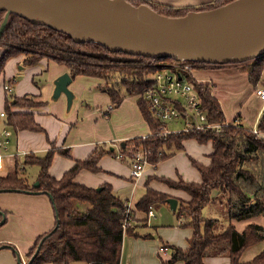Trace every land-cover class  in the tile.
Returning a JSON list of instances; mask_svg holds the SVG:
<instances>
[{
  "label": "trees",
  "instance_id": "16d2710c",
  "mask_svg": "<svg viewBox=\"0 0 264 264\" xmlns=\"http://www.w3.org/2000/svg\"><path fill=\"white\" fill-rule=\"evenodd\" d=\"M129 1L136 6L147 3L166 16H183L190 10H210L233 0H213L197 7H172L145 0ZM3 14L1 11L0 20ZM18 55L23 56L24 65H34L42 58H49L64 64L72 78L86 76L105 80L102 89L110 97V109L122 102L124 98L121 94L122 89L126 95H136L138 109L153 136L136 137L121 142L119 151L124 154L125 159L130 158L129 151L136 149L149 151L148 163L155 168L159 162L169 157L167 150L171 147L178 151L182 150L183 143L187 140H194L202 145L211 144L212 152L206 156L207 164L188 158L198 173L199 182H186L178 175L176 180L163 176L158 180L167 188L182 191L187 195L186 200L178 199L173 213L177 218L181 216L188 218L183 225L192 229L186 248L163 245L164 249L170 248V254L168 259H160L159 264H175L178 261L184 264H205L203 259L206 256L227 257L229 264H264V250L249 262L240 261V256L246 248L264 239L262 226L250 223L242 232H238L230 222L221 232H217V220L201 216L203 207L212 200V191H216L218 196L224 198L230 220H246L260 214L264 216V138L256 137L251 132L252 128L235 122L228 123L219 131L159 135L161 124L152 118L141 94L151 85L148 76L175 60L131 56L121 52H110L93 43H75L65 34L11 15L9 26L0 40V76L3 74L6 61ZM126 57L133 60L116 63V58ZM115 71L124 72L122 74L124 77H116V84L110 81ZM244 72L247 73L249 82L256 88L262 81L264 56L246 63ZM3 83L5 84V81ZM4 91L2 110L4 125L14 133L44 132L34 113L29 111L32 109L33 95L14 96ZM210 92L208 86H198L200 101L208 121L225 122L220 105ZM7 97H10V100ZM256 128L264 133V112ZM48 142L50 147L43 156L29 152L23 155L21 161L19 157H15L13 171L0 175V191L18 190L19 193L34 191L36 194L50 195L53 215L54 209L58 214L57 226L54 215L53 227L34 240L24 259L28 262L32 258L42 240L39 251L30 264L72 262L120 264L124 236H141L134 233L132 228L122 230L121 222L124 215L122 201L115 196L110 185L103 184L91 188L75 181L77 174L82 170L90 173L101 172L98 166L100 158L105 154L113 155V149L108 150L105 144H98L86 158L80 160L72 159L68 148H57L49 140ZM128 146L130 148H127ZM56 153L72 159L71 167L59 178L51 176L48 172ZM33 165L39 168L35 180L38 183L37 187H33L24 175L25 169ZM149 177L145 182V194L135 204L134 212L147 213L151 206L168 205L167 199L172 198L151 188V181L157 178ZM2 212L6 215L5 211Z\"/></svg>",
  "mask_w": 264,
  "mask_h": 264
},
{
  "label": "rangeland",
  "instance_id": "374dc122",
  "mask_svg": "<svg viewBox=\"0 0 264 264\" xmlns=\"http://www.w3.org/2000/svg\"><path fill=\"white\" fill-rule=\"evenodd\" d=\"M120 60H122V58H116L117 62H115L117 64L127 62V60H125L124 62ZM235 66L241 72H244L246 63L238 64ZM64 69L66 70V66L64 64L58 63L54 59L49 58H42L38 61V63L30 66L24 65L22 55H18L16 57L8 59L4 65L3 74L0 76V110H3L4 108L3 100L5 99V91L2 87L3 81L5 80L6 83V80L11 79L13 80L10 92L12 95H33V98L31 97L33 103L32 109L29 110L30 112L34 113L35 115L37 112H41L42 110H44V107L47 106L48 113L54 115L55 118L58 119V122H54L51 124L50 122L53 121V119L48 117L49 119H51V121L46 122V125L44 126L40 125L45 129L46 134L49 138H51V140L52 137L50 133H57L58 130L61 132V129H65L66 127L64 137L66 146L69 147L72 159L76 157H80L82 159L86 158L91 152V150H89L91 148V145L93 146V144H95L97 141H105L104 143L96 144H105V147L108 150L113 149V155L105 154L100 158L99 165L104 170V172L98 175L104 177L110 175V172H112L114 175H116L114 178H112L114 179L113 191L115 195L119 197L122 202L127 199L126 201L131 203L133 198L137 201V197L141 192V187L143 186L144 179L138 181L132 179L130 180L127 176V173H129V168L131 166V162L129 161V159L126 158L120 160L118 158H115V155H117L120 150L119 144L121 141H123L121 140L123 139L121 138V136L131 132L134 110L138 112V109L135 108L138 100L137 96L126 95L125 90L122 89L121 94L124 95L123 103H120L119 106L110 109V97L107 92L102 89L105 86L106 81L96 77L77 76L72 79V82L69 85V89L73 92L75 97L69 112H66L65 96L61 95L57 101L50 100V96L53 91V80L63 72H68V70L64 71ZM122 74H124V72L121 73L120 71H115L114 73H112V80L110 79L111 83L116 84V77H122ZM101 84H103V86ZM7 98L8 100H10V97ZM233 101H231L230 103L232 110L234 109ZM246 101L247 100H245V97L244 99L237 101V109L234 112L229 113V116H226V118H231L232 115L237 116V114L240 113V117H238L239 121L245 127L251 128L253 122L255 121V123H257L260 116L262 115L264 106L262 108L263 110L259 113L260 109L258 108H261V104L257 100L252 101L248 106ZM42 102H45V104H42ZM1 103L3 105H1ZM252 119L253 122H251ZM104 123H106L108 126H111V135L107 132ZM167 127L170 130H178L179 128H181V124L167 123ZM2 128L8 129L11 133L10 141L7 146L8 152L13 154L17 153V155H15L16 157H19V161H21L23 153L21 150H19L18 152L16 151L15 133L9 127L5 126L4 119L0 118V130ZM76 132L81 134L76 140V145L72 146L69 142L72 141V137ZM35 135L41 136L43 138V140H41L40 138L35 137V142H37L38 144H40L41 141H47L46 136L42 134V132H35ZM55 137L56 139H59V136ZM51 143L56 147L55 142ZM183 145L184 149L179 151L174 147H171L169 150H167L169 157L159 162L155 168L149 163L145 165L144 173L148 175L155 173L149 178H157V180H152L151 183H159L158 180H160L162 176L169 179H175L177 175H181L183 180L187 182H196L197 180L199 181L198 174L196 170L191 166L188 158L191 157L202 164H207L208 160L206 158V155L209 154L211 146L209 144H198L194 140L186 141ZM127 148H130V146H128ZM135 151H129L128 153L131 156ZM36 154L38 156H41L43 155V152L38 151L36 152ZM15 155L13 156L14 159ZM72 159L58 155L56 153L50 166L51 169L49 168L48 170L49 173L50 171H52L54 174L58 175V177L52 175L53 177H61V175L71 167ZM38 172L39 168L36 165L27 167L25 169L24 175L26 176L30 184H33L35 182ZM89 174L90 176L95 175L94 173ZM137 184L139 185L137 188H135ZM158 190L165 192L166 187L163 185H159ZM169 196L173 197L171 195ZM48 206L50 212H52V216H54L53 209L51 208V203H48ZM151 207L155 215L149 218H147L146 213H143L141 211L134 212L133 210V222L130 228H132V231L134 233L141 236L137 238V240H141V243H143V245L137 249L139 252L137 257H135L134 255L135 252H133V255L130 257L131 262L133 259V263L137 262L136 259L138 258L140 262L149 264L152 257H156V255L153 254L154 249L156 247H164L163 243L166 244V242L168 243V245L185 248L187 245V238L191 234L192 229L188 226L183 225L189 220L188 218H186L185 216H181L182 218H184V223L179 224L180 217L177 218L168 205L161 204L153 205ZM201 216L205 219H216L217 232H221L230 222L235 223L244 221L229 219L228 210L224 205V198L218 196L216 191H212V200L203 207ZM32 221L34 220H30V218L28 220L27 218H25L24 223L32 230L34 228H38L37 222L35 223ZM155 235L156 237H154ZM126 236L124 237V240L122 242V255H124L125 259H129L128 252H130L131 249H129L128 247V240L131 239H126ZM19 250L20 249H18L17 251L20 255ZM165 250L169 255L170 248L166 247ZM160 253L162 254V252ZM20 258L22 261L25 260L23 259L22 255H20ZM69 264L81 263L72 262Z\"/></svg>",
  "mask_w": 264,
  "mask_h": 264
},
{
  "label": "water",
  "instance_id": "95a60500",
  "mask_svg": "<svg viewBox=\"0 0 264 264\" xmlns=\"http://www.w3.org/2000/svg\"><path fill=\"white\" fill-rule=\"evenodd\" d=\"M1 11L0 40L10 16L15 15L65 34L75 43H93L131 56L217 66L248 63L264 56V0H233L210 10H190L183 16H166L147 3L136 6L129 0H0ZM209 73L215 72L205 71ZM72 79L68 72L57 76L50 96L51 101L65 96L66 112L75 97L69 89ZM32 185L37 187L38 183ZM47 197L52 202L51 196ZM167 203L176 210L175 198H168ZM54 212L57 226L56 209ZM0 217L2 226L6 216L1 209ZM41 243L26 264L37 255ZM5 248L14 253L17 264H22L14 246L0 245V249Z\"/></svg>",
  "mask_w": 264,
  "mask_h": 264
},
{
  "label": "crops",
  "instance_id": "0c3cea01",
  "mask_svg": "<svg viewBox=\"0 0 264 264\" xmlns=\"http://www.w3.org/2000/svg\"><path fill=\"white\" fill-rule=\"evenodd\" d=\"M145 1L150 2V3H159V4L168 5V6H172V7H186V6L197 7V6H200L202 4L211 3L213 0H145ZM66 70L64 69V71H66ZM208 70H213L215 72V73H209L206 76L213 80L212 81L213 82V88L211 90V96L214 97L218 101L226 122L232 123L235 121V119L237 117H240V113H238L237 116L232 115L233 117L231 116V118H229V117H228V119L226 118V116H229V113H232L237 109V101L244 99V97H245V100H247L246 101L247 106L250 105V103L252 101L257 100L261 104V108L260 107L258 108V109H260L259 113L263 110L262 108L264 106V101H262L260 98H258L255 95V93H254L255 87L249 82L248 77H247V73L241 72L238 68H236L235 65H225V66L213 67V68L208 69ZM79 77H81V76H79ZM84 77H86V76H84ZM8 80H10V79H8ZM101 85L103 86V84H101ZM3 86H4V83L2 84V87ZM259 86H264V73L262 75V81L260 84H258L257 87H259ZM43 101H45V100H43ZM231 101H233V106H234L233 110H232L231 104H230ZM3 103H4V100H3ZM109 103H110V100H109ZM121 103H123V100ZM1 105H3V104L1 103ZM110 105H111V103H110ZM135 108L138 109L137 104H136ZM1 111L2 110H0V112ZM48 117L53 119V121H51V119H49ZM35 118H36V121L39 123V125H43V126L46 125V122H48V121H51L50 122L51 124L54 122H58V119H56L54 115L48 113L47 106L44 107V110H42L41 112H37L35 114ZM251 122H253V119ZM256 124L257 123H255V121H254L253 124L251 125V128H254L256 126ZM104 126H105L107 132L111 135L112 134V131L110 129L111 126H108L106 123H104ZM65 129H66V127H65ZM65 129H61V132L58 130L57 133H53V134L50 133L52 140H51V138L48 137V135L46 134V131L44 129V132H42V134H44L46 136L47 141H45V142L41 141L40 144L35 142V137L40 138L41 140H43V138L41 136L35 135L34 132L22 131V132L15 133L16 151L18 152L19 150H21L23 155L26 153H29V152L36 154V152L41 151V152H43V155H44L45 152L47 151V149L50 147L48 139L50 142H55V145L57 148H68L69 149V147L66 146V141H65V137H64L65 136L64 135ZM80 134L81 133H78V132H76L74 134V136L72 137V141L69 142L70 145H72V146L76 145L75 144L76 140ZM148 134H149V128H148L146 121L143 119L139 109H138V112H136V110H134L133 122L131 124V132L121 136V138H123L121 140L125 141V140H129L131 138L143 137V136H146ZM55 136H59V139H56ZM9 140H10V138H9ZM123 141H121V142H123ZM187 141H189V140H187ZM104 142L97 141L96 143H104ZM96 143L93 144V146L91 145V148L89 150L92 151L94 146L98 145ZM208 144L211 146L210 143H208ZM211 152H212V147L210 148L209 154ZM2 153H3V160H2L1 165H0V175H5L14 169L15 160H14L13 156L15 154L17 155V153H15V154L10 153V152H8V149H7V151L2 152ZM16 155H15V157H16ZM43 155H41V156H43ZM74 159H80L81 160L82 158L76 157ZM99 163H100V160L98 162V166L102 170L101 172L94 173L95 175L90 176V174H89L90 172H88L86 170H82L77 174L75 181L79 184H82V185H85V186L91 187V188H97L103 184H108L111 186V188L113 190V184H114L113 180L114 179H112V178H114L116 175H114L112 172H110V175H107L104 177L99 176L98 174H102V172H104V170L101 168ZM49 174L51 176L55 175V177L56 176L58 177V175L54 174L52 171H50ZM153 174H155V173H153ZM153 174L148 175L146 173H143V175L138 179V180H142V179H144V180H143V186L141 187V192L137 197V201L145 194V182H146L147 178ZM156 175H159V174H156ZM127 176L129 178V173H127ZM178 176H180L182 178L181 175H178ZM176 179H177V177L173 180H176ZM196 182H199V181L197 180ZM138 185L139 184H137L135 186V188H137ZM159 185H163V184L155 183V182L150 183V187L157 190V191H159L158 190ZM163 186H165V185H163ZM161 192H163V191H161ZM113 193H114V191H113ZM164 193L173 196L172 198H175L177 200V203H178V199H180V200H186L187 199V195L185 193H183L182 191H179V190H173V189H169L166 187V190ZM117 198L119 199V197H117ZM126 200L127 199H125V201ZM120 201H122V200H120ZM135 201H136V199L134 200V198H133L131 203H130L133 210L135 208V204L137 203V201L136 202ZM48 203L50 204L48 197L46 195H42V194L1 192L0 193V209L2 211L6 212V215H5L6 219H5L4 224L2 226H0V245L9 244V245L14 246L16 248V250L20 249L19 250L20 255H22L23 259H24L25 253L31 247L34 240L38 236H40L41 234L48 232L54 225V216H52V212H50ZM25 218H27L28 220L30 218V220H34L32 222H35V223L37 222L38 228H36V229L34 228L32 230L29 226H27L24 223ZM250 223H255L257 225H260L264 229V216H261V215L253 216V217L249 218L248 220L235 222L233 225L238 232H242L243 229L246 227V225H248ZM17 228H19V229H17ZM191 235H192V230H191L190 236L187 238V242H188V239L191 237ZM154 237H156V235ZM137 238H139V237H135L132 235L126 236V239H131V240H128V243H129L128 247H129V249H131V251L128 252L129 259H125L124 255H122V253H121L120 264H146L144 262H140L138 260V258L136 259L137 262H135V263H133V259H132V262L130 260V257L133 255V252H135V254H134L135 257H137V255L139 254L137 249L143 245V243H141V240H137ZM16 240H18V241H16ZM123 240H124V238H123ZM166 244H168V243L166 242ZM163 245H164V243H163ZM186 247H187V245H186ZM262 250H264V239L262 241L256 243V244L251 245L248 248H246L240 256V261L242 263L249 262L255 256H257ZM160 252H162V254ZM124 254H125V247H124ZM153 254H155L156 257H152L149 264H159L160 259L166 260L169 258L167 251L163 247H158V248L156 247L154 249ZM203 261L205 264H229V259L227 257H224V256H206V257H204ZM0 264H17L15 255L10 249H7V248L0 249ZM175 264H184V262L178 261Z\"/></svg>",
  "mask_w": 264,
  "mask_h": 264
},
{
  "label": "built area",
  "instance_id": "2783aa9c",
  "mask_svg": "<svg viewBox=\"0 0 264 264\" xmlns=\"http://www.w3.org/2000/svg\"><path fill=\"white\" fill-rule=\"evenodd\" d=\"M217 65L204 63H194L189 61H174L168 63L148 76L151 85L144 89L141 98L147 105L153 119L161 124L159 135L166 136L169 134L204 132L207 130L219 131L228 122L210 123L207 114L202 107L198 86L206 85L210 91L213 88V80L206 76L205 71ZM13 80H8L3 89L11 92V84ZM211 93V92H210ZM255 95L264 101V86L254 89ZM4 117V113L0 112V118ZM240 123L239 119L234 121ZM167 123L181 124L178 130H170ZM251 132L258 138H264L256 126ZM10 131L6 128L0 130V165L3 160V153L7 151L9 144ZM153 135L149 132L146 138ZM149 151L141 149L136 150L129 159L131 166L129 168V178L138 180L144 173V167L148 163ZM115 158L125 159L124 154L119 151ZM123 220L121 228L126 231L132 226L133 209L128 201L122 202ZM147 218L153 217L152 207L146 213ZM184 223V218H179V224ZM22 264H26L25 260Z\"/></svg>",
  "mask_w": 264,
  "mask_h": 264
},
{
  "label": "flooded vegetation",
  "instance_id": "af4514ba",
  "mask_svg": "<svg viewBox=\"0 0 264 264\" xmlns=\"http://www.w3.org/2000/svg\"><path fill=\"white\" fill-rule=\"evenodd\" d=\"M125 60H127L128 62L130 61V60H133V58H129V57H126V58H122V60H120V61H125ZM231 65H233V64H231Z\"/></svg>",
  "mask_w": 264,
  "mask_h": 264
}]
</instances>
